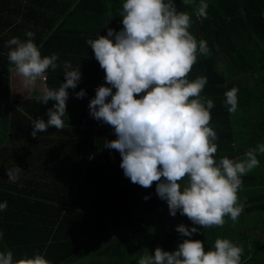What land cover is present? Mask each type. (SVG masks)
I'll return each mask as SVG.
<instances>
[{
    "label": "trees",
    "instance_id": "1",
    "mask_svg": "<svg viewBox=\"0 0 264 264\" xmlns=\"http://www.w3.org/2000/svg\"><path fill=\"white\" fill-rule=\"evenodd\" d=\"M123 2L0 0V202L7 201L0 211V251L10 250L14 260L42 253L51 264H70L85 255H105L107 264H138L144 253L158 246L173 251L187 239L174 227L156 229V211L167 204L156 193L157 182L144 188L125 177L120 153L104 147L105 140L116 138L112 126L96 120L88 107L105 84V72L87 40L123 28ZM175 2L190 15L192 34L209 48L188 77H207L201 96L214 102L215 158L243 159L264 143V0H206V18L198 15L200 0ZM29 31L42 55L59 57L58 67L46 74L48 87L64 82L66 61L82 73L77 87L68 89L64 128L49 127L37 137L31 135L32 122L47 120L53 102L41 104L35 94L14 98L17 77L7 58V42L26 40ZM233 87L238 108L230 114L224 101ZM81 89L86 95L77 98ZM258 159L260 165L242 177L237 220L225 217L223 226L207 229L198 225L191 237L203 241L205 251L218 237L242 245L241 264H264V154ZM16 166L22 170L12 182L7 170Z\"/></svg>",
    "mask_w": 264,
    "mask_h": 264
},
{
    "label": "clouds",
    "instance_id": "2",
    "mask_svg": "<svg viewBox=\"0 0 264 264\" xmlns=\"http://www.w3.org/2000/svg\"><path fill=\"white\" fill-rule=\"evenodd\" d=\"M207 9L206 0H200L198 15L206 18ZM120 15L121 30L109 28L106 36L87 40L105 72V84L96 88L89 102L90 114L112 126L116 136L105 140L104 147L120 153V167L132 183L149 188L157 182L156 193L167 202L170 215L179 211L204 229L223 226L225 217L236 221L243 211L238 196L242 177L260 165L264 143L240 160L215 158L218 135L210 126L214 102L201 96L207 77H188L198 56L209 54L207 41L192 34L191 17L178 10L175 0H124ZM26 36V40L12 37L7 42V58L23 89L30 91L46 80L50 68L58 67L59 57L42 55L35 34L29 31ZM63 70L66 79L58 88L45 84L40 89L38 101H52L53 106L47 120L32 122L33 137L49 127L62 130L65 126L68 89L77 87L82 73L80 66L74 68L67 61ZM85 95L84 89L76 92L77 98ZM224 102L230 114L237 111V87L226 91ZM21 170L18 166L7 170L8 178L16 182ZM6 207L7 201L0 202V211ZM176 231L187 239L175 250L158 246L154 253H144L138 264H241L242 245L218 237L205 251L203 241L191 239L200 228L180 223ZM3 235L0 231V239ZM0 264L51 261L42 253L14 260L9 250L0 251Z\"/></svg>",
    "mask_w": 264,
    "mask_h": 264
},
{
    "label": "rangeland",
    "instance_id": "3",
    "mask_svg": "<svg viewBox=\"0 0 264 264\" xmlns=\"http://www.w3.org/2000/svg\"><path fill=\"white\" fill-rule=\"evenodd\" d=\"M44 85H45V82L43 81V82L38 83L36 88H34L30 91H25L23 89V87L21 86L19 79L16 78V81L14 84V90H13V97L14 98H26V97L32 96L33 94L40 95V89ZM156 218H158V220H159L158 226H159V224H161V226L163 224L164 229L165 228L167 229L168 227H169V229H172L173 227L176 228V226L179 225L180 223H184L186 226H189V227H191V226L198 227V225H192V222L186 216L180 215L179 211L177 212V214L175 216L170 215L167 204H165L164 207L162 209H160L159 211H156ZM155 226H157V225H155ZM151 228H153V227H151ZM180 236H182V235H180Z\"/></svg>",
    "mask_w": 264,
    "mask_h": 264
},
{
    "label": "crops",
    "instance_id": "4",
    "mask_svg": "<svg viewBox=\"0 0 264 264\" xmlns=\"http://www.w3.org/2000/svg\"><path fill=\"white\" fill-rule=\"evenodd\" d=\"M160 227V228H159ZM164 229V226L162 224H159V226L157 227V230H163ZM147 239H148V236H147ZM107 256L105 255H100V256H90V255H85V256H82L76 260H73L70 262V264H107ZM131 262H133V260H130Z\"/></svg>",
    "mask_w": 264,
    "mask_h": 264
}]
</instances>
